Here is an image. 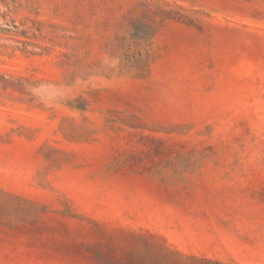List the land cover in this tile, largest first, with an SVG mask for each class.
Returning <instances> with one entry per match:
<instances>
[{"label":"rangeland","instance_id":"1","mask_svg":"<svg viewBox=\"0 0 264 264\" xmlns=\"http://www.w3.org/2000/svg\"><path fill=\"white\" fill-rule=\"evenodd\" d=\"M0 264H264V0H0Z\"/></svg>","mask_w":264,"mask_h":264},{"label":"clouds","instance_id":"2","mask_svg":"<svg viewBox=\"0 0 264 264\" xmlns=\"http://www.w3.org/2000/svg\"><path fill=\"white\" fill-rule=\"evenodd\" d=\"M105 64L109 60L105 58ZM31 95L37 102L47 108H56L60 105H66L68 100L74 99L79 92V85L59 84L53 82H41L30 86Z\"/></svg>","mask_w":264,"mask_h":264}]
</instances>
